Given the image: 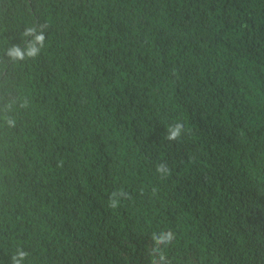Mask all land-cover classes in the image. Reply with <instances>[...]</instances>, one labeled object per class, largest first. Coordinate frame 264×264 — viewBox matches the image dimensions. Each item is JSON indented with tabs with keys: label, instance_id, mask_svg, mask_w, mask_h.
<instances>
[{
	"label": "trees",
	"instance_id": "trees-1",
	"mask_svg": "<svg viewBox=\"0 0 264 264\" xmlns=\"http://www.w3.org/2000/svg\"><path fill=\"white\" fill-rule=\"evenodd\" d=\"M19 250L264 264V0H0V264Z\"/></svg>",
	"mask_w": 264,
	"mask_h": 264
},
{
	"label": "clouds",
	"instance_id": "clouds-1",
	"mask_svg": "<svg viewBox=\"0 0 264 264\" xmlns=\"http://www.w3.org/2000/svg\"><path fill=\"white\" fill-rule=\"evenodd\" d=\"M33 31H34L33 29H28L26 31L25 35L31 34ZM35 39H36V43H39V44L42 45L43 44V40H44V36L41 34V35L36 36ZM38 51H39V49L36 48L35 46L30 47L28 49L27 55L30 56V57H35L38 54ZM8 55H10V56H12V57H14L16 59H23L24 58V53L17 46H14L9 51ZM21 106L23 107L24 105H21ZM7 123L9 124V126H14L15 121L14 120H8ZM182 130H183V124L176 123L174 126L170 127L169 134L167 135L166 139H168V140H176L180 136ZM162 167L163 166H161L157 170L160 171L162 169ZM115 195H116V193H113V196H115ZM116 203H117V201L112 200L110 206L111 207H115ZM153 239L155 240L157 245H159V244H167V243L171 242V240L173 239V236H172L171 232H168L166 234H161L159 236L154 234ZM26 256H27L26 252H24L22 250H19L17 252V254L12 257L13 264H20V260L24 259ZM160 259L164 260L165 258H164L163 255H161Z\"/></svg>",
	"mask_w": 264,
	"mask_h": 264
}]
</instances>
